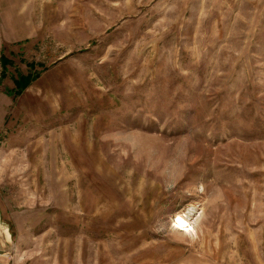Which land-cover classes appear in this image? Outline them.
Masks as SVG:
<instances>
[{"label": "rangeland", "instance_id": "1", "mask_svg": "<svg viewBox=\"0 0 264 264\" xmlns=\"http://www.w3.org/2000/svg\"><path fill=\"white\" fill-rule=\"evenodd\" d=\"M4 230L0 264H264V0H0Z\"/></svg>", "mask_w": 264, "mask_h": 264}, {"label": "trees", "instance_id": "2", "mask_svg": "<svg viewBox=\"0 0 264 264\" xmlns=\"http://www.w3.org/2000/svg\"><path fill=\"white\" fill-rule=\"evenodd\" d=\"M1 61H4V59H1ZM30 67H31V65H30ZM35 77L33 79H35ZM30 81H31V79H30V76L28 74L25 76L17 75L13 81V84L16 87L17 91L20 92L29 84Z\"/></svg>", "mask_w": 264, "mask_h": 264}, {"label": "bare ground", "instance_id": "3", "mask_svg": "<svg viewBox=\"0 0 264 264\" xmlns=\"http://www.w3.org/2000/svg\"><path fill=\"white\" fill-rule=\"evenodd\" d=\"M179 217V216H178ZM178 217H176V218H178ZM181 218V217H180ZM177 220V219H176ZM182 230V229H181ZM1 234V233H0ZM3 235H4V238L5 239H3V242H5V241H8V233L4 230V232H3ZM0 244H2V243H0Z\"/></svg>", "mask_w": 264, "mask_h": 264}, {"label": "water", "instance_id": "4", "mask_svg": "<svg viewBox=\"0 0 264 264\" xmlns=\"http://www.w3.org/2000/svg\"><path fill=\"white\" fill-rule=\"evenodd\" d=\"M3 239H5L4 238V235L2 234V236L0 235V243H3ZM7 241H5L4 243H6ZM1 248H3V245L2 244H0V249Z\"/></svg>", "mask_w": 264, "mask_h": 264}]
</instances>
